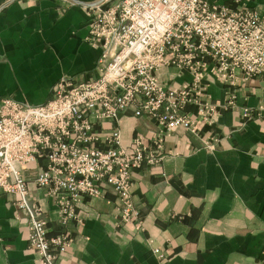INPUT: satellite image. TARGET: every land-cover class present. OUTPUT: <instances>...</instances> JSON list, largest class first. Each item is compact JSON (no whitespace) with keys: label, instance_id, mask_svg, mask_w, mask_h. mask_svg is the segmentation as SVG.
I'll list each match as a JSON object with an SVG mask.
<instances>
[{"label":"crops","instance_id":"obj_1","mask_svg":"<svg viewBox=\"0 0 264 264\" xmlns=\"http://www.w3.org/2000/svg\"><path fill=\"white\" fill-rule=\"evenodd\" d=\"M98 1L0 0V107L6 98L43 105L61 78L100 75L102 49L88 41V22L92 7L111 0ZM240 1L264 11V0ZM157 74L170 87L195 80L173 66ZM203 83L216 105L214 121L196 131L179 127L165 137L159 163L146 162L133 172L141 232L121 222L120 201L111 190L80 200L78 218L61 224L57 197L35 183L46 161L25 169L50 235L68 232L73 238L61 264H264V77L228 85L209 76ZM187 111L196 114L198 107ZM114 127L128 149L139 135L153 144L160 130L155 120L132 110L96 124L104 132ZM16 199L0 189V264H41L29 249L28 214Z\"/></svg>","mask_w":264,"mask_h":264},{"label":"built area","instance_id":"obj_2","mask_svg":"<svg viewBox=\"0 0 264 264\" xmlns=\"http://www.w3.org/2000/svg\"><path fill=\"white\" fill-rule=\"evenodd\" d=\"M232 1L236 6L213 0H120L92 7L88 41L102 49L100 75L61 78L43 105L3 100L0 189L27 212L29 249L41 264H61L73 238L68 232L50 235L43 208L30 196L29 165L46 161L35 183L57 197L61 224L78 218L80 200L111 190L120 201L121 222L141 232L142 216L132 200L133 172L146 162L159 163L165 137L179 127L196 131L214 121L216 105L204 80L212 76L237 85L264 77V11ZM167 66L195 80L167 86L157 74ZM190 105L198 107L197 117L187 111ZM129 110L157 122L153 144L139 135L128 149L118 127L96 129L97 123L115 122ZM155 253L165 259L160 249Z\"/></svg>","mask_w":264,"mask_h":264},{"label":"rangeland","instance_id":"obj_3","mask_svg":"<svg viewBox=\"0 0 264 264\" xmlns=\"http://www.w3.org/2000/svg\"><path fill=\"white\" fill-rule=\"evenodd\" d=\"M118 1H120V0H111L109 3L112 4V3L118 2Z\"/></svg>","mask_w":264,"mask_h":264},{"label":"water","instance_id":"obj_4","mask_svg":"<svg viewBox=\"0 0 264 264\" xmlns=\"http://www.w3.org/2000/svg\"><path fill=\"white\" fill-rule=\"evenodd\" d=\"M102 2V0L98 1L97 4H100Z\"/></svg>","mask_w":264,"mask_h":264}]
</instances>
